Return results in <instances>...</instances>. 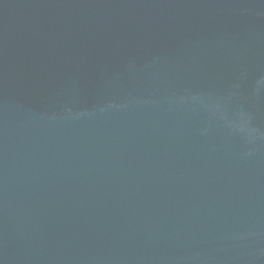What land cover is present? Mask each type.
<instances>
[{"label":"water","instance_id":"water-1","mask_svg":"<svg viewBox=\"0 0 264 264\" xmlns=\"http://www.w3.org/2000/svg\"><path fill=\"white\" fill-rule=\"evenodd\" d=\"M0 264H264V0H0Z\"/></svg>","mask_w":264,"mask_h":264}]
</instances>
